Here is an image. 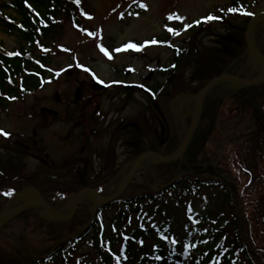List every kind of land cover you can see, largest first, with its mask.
<instances>
[{"label":"trees","instance_id":"16d2710c","mask_svg":"<svg viewBox=\"0 0 264 264\" xmlns=\"http://www.w3.org/2000/svg\"><path fill=\"white\" fill-rule=\"evenodd\" d=\"M7 1L9 9L20 19L14 22L3 19V27L17 35L22 46L10 54L0 46V111L10 102L34 94L42 87L41 80L50 65L49 56L54 50L55 37L60 34L61 21L74 20L80 24L81 15L86 12L85 0ZM245 25L238 28L224 25L230 28V35L222 37L224 52L220 53L221 57L203 59L206 70L194 94L197 95L209 79L224 73L247 77ZM201 30L213 36L211 27L203 26ZM188 52L174 58L169 78L182 70ZM261 52L264 55V43ZM165 87L160 83L154 88L148 87L155 97L139 91L153 102L161 117L159 120L168 127L165 137L153 142L140 120L117 121L111 132L112 142L127 131L136 141L134 156L151 150L169 156L177 151L178 134L174 128L169 130L170 125L163 116L164 105L160 102ZM118 90V96L122 92L131 96V92ZM78 108V117L74 118L76 126L84 130L85 151L90 156L65 162L64 170L60 171L36 142L32 146L22 137L16 140L14 136L5 139L0 135V157L3 158L0 159V212L12 196L27 187L39 190L46 201L56 207L66 204L78 190L89 186L97 189L102 184L99 171L93 172V158L101 161L109 158L112 144L105 151L94 150L91 134L103 135V127L100 132L97 126L107 116L92 99ZM112 127L114 124L106 131ZM239 147L250 154L248 158H240L235 166L231 149ZM26 156L39 162L37 170L26 173L23 162ZM186 158L188 166L181 162L154 166V178L146 187L133 190L130 186L120 198L100 208L95 215L84 208L71 222L54 224L33 211L24 212L0 231V264H56L58 259L85 244L92 255L79 259L78 264H264V245L259 242L257 230L258 221L262 219L264 225V173L259 169L264 163V84L209 97L200 129ZM165 186L167 188H163ZM156 187L161 189L157 192ZM251 190L259 198H255ZM195 203L204 206V214L196 210ZM108 210L114 211L115 216L107 221ZM15 222H24L26 235L30 231L36 234L46 226L48 236H45L50 238L51 232L53 245L38 257L17 253L18 246L16 243L13 246L12 237L7 234ZM77 222L82 226L79 229L74 227ZM189 235L194 236L186 242ZM188 257L190 262H187Z\"/></svg>","mask_w":264,"mask_h":264},{"label":"rangeland","instance_id":"374dc122","mask_svg":"<svg viewBox=\"0 0 264 264\" xmlns=\"http://www.w3.org/2000/svg\"><path fill=\"white\" fill-rule=\"evenodd\" d=\"M234 1L236 0H85L86 12L82 13L80 24H76L74 20L61 21L60 34L53 42L54 50L49 56V71L45 76L53 77L51 83L43 85L37 93L21 97L10 103L6 109L1 110L0 128L16 135V140L22 137L29 140L32 146L35 145L33 142H36V146L46 151L59 170H64L62 167L65 162H73L75 157L86 159L90 156V153L85 151L87 150L86 139L82 137L84 130L76 126L74 117H78L80 111L78 107L83 105L81 101H84V97L86 102L90 101L89 95L91 94L92 101L99 103L100 112L107 116L97 126V131L100 130V132L102 131L100 128L103 127V135L91 134V147L94 150L104 149L105 151L112 144L110 146L112 147L111 156L104 158V161L93 158L92 167L93 172H96L101 166L99 175L102 176L103 181L100 178L102 184L97 188L104 190L105 196L111 195L122 186L128 173L124 167H127L126 164L136 145L135 138L126 133L127 131L117 135L111 142V132L117 121L122 123L129 120H140L139 122H142L141 124L144 125L154 142H157L161 136L165 137L168 127H165L164 123L159 120L161 117H158L153 102H150L144 94L131 90V96L122 91L118 96L116 94L120 91L112 88L113 86L108 90L92 91L90 85L93 84V78L95 77L105 86L113 85V83L128 86L145 84L147 87L154 88L157 83L165 84L166 87L160 101L164 105V119L170 123L169 130L173 128V121L181 138L184 137L188 130V123L184 120L192 116L195 105L185 106L183 109L184 101L180 100L175 103L174 106L181 112L183 109L184 112V117L178 121L177 126V117H181V113L175 111L174 115L171 114L169 107L172 100L182 91L194 90L201 82L202 72L206 70L203 59L211 60L224 52L222 37L230 35V28H224V25L238 28L244 27L246 23V27L249 19H247V14H243L238 18H229L225 24L220 22L209 24L213 36L210 32L199 30L201 28L189 30L188 26L202 20L210 13L225 15ZM241 1L246 4L249 15L264 13V0ZM6 5V0H0V45L3 46L4 51L12 53L21 49L22 43L17 35L8 33L3 27L2 19L11 21L19 17L6 8ZM141 5H144L142 11H134L135 7H141ZM174 30L184 31L177 35L173 34ZM255 40L257 44L264 42V26L256 33ZM153 41L155 43H152ZM129 44H135L142 50L127 49ZM101 47L107 50L111 59L101 51ZM179 48L190 49V51L183 62L182 70L169 78V72L166 71L173 64L175 51ZM120 49L127 50L119 51ZM250 64L252 78H255L260 70L258 63L251 58ZM219 67L218 64L217 68ZM164 74L168 78L163 76ZM79 89L83 90L82 99L79 104H75ZM166 95L169 96L166 97ZM57 97H60L61 101H57ZM42 110L53 114H42ZM113 124L114 127L107 132L108 125L111 127ZM118 136L123 139L119 140ZM231 153L235 166L240 158H248L250 154L243 147L233 148ZM0 159L3 158L0 157ZM23 162L26 165V173L37 170L39 165L37 160L29 156H26ZM259 169L264 173V163L259 165ZM122 171V176H119ZM145 174L148 177L152 176L151 166L139 171L134 183L131 184L133 190L147 186L148 181L144 178ZM251 191L250 193L255 198H259L255 191ZM32 197L34 194L28 195V198ZM21 200L22 196L12 203L10 209H13ZM93 205L94 202L90 201L81 206L90 208ZM203 208V205H196V210L204 214ZM61 210H64L63 207ZM113 213L114 211H107V221L115 216ZM180 222L184 220L181 219ZM23 225L24 222L12 223L7 231V234L12 237L13 246L14 243L19 246L18 249L16 247L17 253L38 257L44 249L53 245L54 238L50 231V238L47 237L46 226L36 234L30 231L26 235L23 232ZM74 227L79 229L82 226L77 222ZM257 230L259 242L264 245L262 219L258 221ZM27 239L30 241L29 248L24 247ZM91 255L89 246L85 244L67 254L61 259L62 261L58 259L56 264H78L79 259H86Z\"/></svg>","mask_w":264,"mask_h":264},{"label":"water","instance_id":"95a60500","mask_svg":"<svg viewBox=\"0 0 264 264\" xmlns=\"http://www.w3.org/2000/svg\"><path fill=\"white\" fill-rule=\"evenodd\" d=\"M260 24H264V14L258 15L251 20L248 26V29L246 31V36H245L246 44L248 47V52L260 64L261 71H262L260 77L257 80L248 81V80L241 79L239 77L224 75V76H221L213 80L211 83H209L200 93V96L197 100L196 111L192 118L190 129L177 153L169 157H163L162 155L155 153V152H147V153L142 154L132 165V168L124 183V186L118 193L112 195L109 198H104L98 195L93 189H86V190L80 191L79 193L74 195L71 198L70 202L66 205V209L69 210L67 214L62 213L56 210L55 208H53L52 206H50L44 200V198L38 191L34 189H29V190L34 191L36 196L33 197L30 201H27L21 205H18L10 211L5 210L0 215V229L14 217L18 216L19 214L25 211L31 210V209L37 212L43 219L47 221L54 222V223L69 222L73 219L77 210L79 209L81 198L84 195H91L95 198V201H96L95 208L96 209L103 205H107L110 202L114 201L116 198L120 197L125 192L128 186L131 184L136 172L140 168L141 162H143L146 159H151L155 165L172 164L177 161H181L187 164V160L185 159V156H186L188 148L190 147L194 139V136L197 130L200 127L203 109H204V105H205L208 95L215 88H218L223 85H233L234 87L238 89H247V88H254V87L260 86L261 84L264 83V56L261 54V52L257 48L254 42V39H253L255 28Z\"/></svg>","mask_w":264,"mask_h":264},{"label":"snow or ice","instance_id":"6c2138e0","mask_svg":"<svg viewBox=\"0 0 264 264\" xmlns=\"http://www.w3.org/2000/svg\"><path fill=\"white\" fill-rule=\"evenodd\" d=\"M141 7H144V5H141ZM232 11H235V9H232ZM209 20H212V19H215L214 17H209L208 18ZM169 31H172L171 29H169ZM175 34H179V33H175ZM152 43H155V41H153ZM127 49H131V50H134V51H141L142 49L139 48L137 45L135 44H129L127 45ZM127 49H120L119 51H124V50H127ZM101 51H103L105 53V55H108L109 56V59H111L112 57L109 55V53L107 52V50L103 47H101ZM0 135H8L7 133H4L2 130H0Z\"/></svg>","mask_w":264,"mask_h":264},{"label":"bare ground","instance_id":"6f19581e","mask_svg":"<svg viewBox=\"0 0 264 264\" xmlns=\"http://www.w3.org/2000/svg\"><path fill=\"white\" fill-rule=\"evenodd\" d=\"M262 25H263V24H260L259 26H257V28L255 29V31L258 32L259 29L262 27ZM150 165H151V160H150V159H146V160H144L143 162H141L140 167H141V168H147V167H149ZM91 200H92V198L89 197V196H87V197L82 198V199H81V202L86 203V202H90ZM22 203H23V202H22Z\"/></svg>","mask_w":264,"mask_h":264}]
</instances>
